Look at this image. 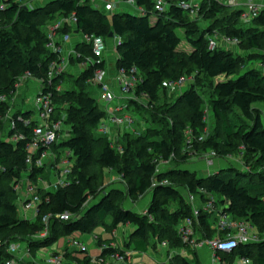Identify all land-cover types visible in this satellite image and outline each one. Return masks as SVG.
Here are the masks:
<instances>
[{
  "label": "trees",
  "instance_id": "obj_1",
  "mask_svg": "<svg viewBox=\"0 0 264 264\" xmlns=\"http://www.w3.org/2000/svg\"><path fill=\"white\" fill-rule=\"evenodd\" d=\"M135 1L147 16L120 12L111 17L98 10L93 0H52L37 9L26 7V0H0V97L7 99L5 103L0 102V244L3 245L0 264L12 259L6 248L13 242H26L29 251H41L54 241L69 239L75 234H93L97 228L113 233L127 227L126 249L139 254L149 251L150 239L158 246L168 245L169 249L186 247L178 229L193 214L189 195L198 203L202 202L201 207L214 198L218 208L227 205L223 215L264 233V110L261 108L264 107V71L245 66V58L232 49L209 50L210 40L221 35L237 39V48L244 47L249 59L254 55L264 60V13L246 26L241 22V11H233L213 0H203L198 19L192 20L176 5L177 0H166L172 5L171 9L164 16L156 17L152 24L155 0ZM71 15L78 21L79 34L104 38L113 34L122 39L117 49L116 69L127 75L135 70L133 75L137 79L131 98L127 100L125 114L132 106L138 107L137 99L147 100L148 111L152 113H156L160 100L163 101L162 118H155V123L137 135L125 133L121 144L98 134L99 124L108 120L109 115L85 89L95 72L104 69V64L84 70L77 78L75 89H61L58 93L57 88H62L65 83L64 76L49 79L50 66L58 62V57L46 50L48 40L41 17L44 21L57 22ZM9 23L13 24L12 31L8 30ZM22 31L26 33L22 34ZM184 43L189 51L185 50ZM79 50V63L83 64L92 52L87 46H81ZM26 73L40 80L46 92L53 93L56 106L53 119L66 117L73 130L68 140L53 146L59 155L67 151L72 154L73 183L69 188L57 191L38 189L42 203L34 222L20 218V198L15 191L29 172L27 144L35 127L32 113L15 115L16 129L10 133L23 134L26 141L13 144L2 140V134L7 130L5 118L10 101ZM188 77L194 87L201 83L210 85V109L216 124L214 134L207 135L203 141L199 140L201 136L195 138L188 145L189 149L213 152L223 159L239 154L246 164L254 160V169L243 170L229 165L199 177L198 173L176 166L157 173L155 161L159 158L169 161L174 157L177 144L183 141L186 131L192 129L197 135L206 130V108L193 89H184L178 95L163 88L166 81ZM219 78L225 80L214 83ZM184 109L190 113L187 120L179 117ZM235 113H238V119L231 120ZM27 121L31 124L26 125ZM114 145H121L122 152ZM189 154L182 156L183 163L189 160ZM101 169L117 173L125 190L102 195L100 189L105 174ZM29 173V180L34 184L40 179H49L43 169H33ZM148 194L151 200L143 212L117 203L119 199L138 201ZM63 214L71 215V221L64 225L53 224L51 237L47 240L35 239L44 230L45 216ZM201 214L195 228L206 232L214 215ZM100 241L101 254L96 260L84 250L81 251L82 258L66 261L63 256V264H107L108 259L125 255L120 248L113 247L115 240ZM68 251L67 248L64 255L69 258ZM216 257L221 264H233L236 259L243 258L251 260L252 264H264V241L241 245L233 254L218 253ZM169 264L189 263L182 257Z\"/></svg>",
  "mask_w": 264,
  "mask_h": 264
},
{
  "label": "built area",
  "instance_id": "obj_2",
  "mask_svg": "<svg viewBox=\"0 0 264 264\" xmlns=\"http://www.w3.org/2000/svg\"><path fill=\"white\" fill-rule=\"evenodd\" d=\"M176 5L182 9L184 12L188 13L192 20H196L200 13V0H189L181 1L177 0ZM218 4H223L233 11H241V22L250 26L254 20L259 18L264 13V0H213ZM94 6L102 11L104 14L113 16L117 13L116 5L109 0H93ZM123 4L128 7L129 12L138 16H147L145 10L137 6L135 0H123ZM26 7H29L25 4ZM172 5L166 0H155L154 5V17H162L169 12ZM77 19L75 15L65 17L56 22L51 31L46 32L47 46L46 50L48 53L56 55L58 57V62H53L50 66L49 79L53 80L64 76L71 70L70 62L73 61L79 65L81 68L80 72L86 70L87 68L94 67L96 65L104 64V69H99L95 72L92 80L89 81L90 84L96 85L101 89L100 102L106 104L103 109L108 115L109 119L101 122L98 126V134L108 136L113 142L115 138L113 137V131L109 127V122L112 127H117L119 129L131 130L134 126V120L125 114L127 110V100L131 97V91L135 88L137 84V79L135 77L136 71L134 70L131 75H127L124 71L120 70L118 72L120 85L118 86V91H116L110 80V62L108 60L109 52V42H112L113 47L118 55V47L122 44V39L120 37L114 36L112 39L104 38L96 35L89 34H79L77 30ZM81 46H87L91 49V56L83 63H79L81 58V52L79 48ZM239 46V41L237 39H230L228 37H222L221 40L211 39L209 43V50L216 51L217 49H232ZM115 63L118 61V56L114 60ZM117 70V69H116ZM33 82L38 86L37 92L28 101L29 106L26 109L21 110V112L32 113V121L35 125L33 130V136L28 141L27 144V160L26 165L28 171L31 172L33 169L46 170L49 174L48 180H39L38 184H34L29 180L30 173L28 172L25 177L22 178L19 184L15 187V191L19 195V216L21 219L29 221L30 218H36L39 206L42 203L40 196L38 195V189L45 191H57L59 189H66L73 183L74 174V163L72 161V154L70 152H65L59 155L54 152L53 146L59 143L61 140H68L73 133L71 125L67 123L66 117H61L58 120L53 119L55 107L53 102V93L51 91L46 92L44 87H42V82L34 78L30 73H26L20 80L16 87L17 93L24 88L26 84ZM188 81L186 78L180 79L178 81H166L163 83V88L168 90L171 94H178L184 90ZM61 87L57 88V92L61 91ZM15 97V96H14ZM10 101V109L5 118L9 119L10 122L7 126L6 133L2 134V140L10 141V143H18L21 141H26V137L23 134L15 133L11 135L10 133L16 129V123L14 116H10L11 105L14 101ZM124 98V102L120 103L118 100ZM0 102L5 103L7 99L5 97H0ZM20 121L22 118H19ZM26 125H30L31 121L25 122ZM208 134L201 136L200 141L206 139ZM118 152H122L120 146H115ZM173 158V157H172ZM169 161H162V164L158 165L157 173H161L164 169H169L165 164ZM217 159L215 153H211V156L204 160L207 167L214 165V160ZM157 162V161H156ZM164 184H168L165 182ZM188 202L192 206L193 214L190 218H187L180 225L178 232L186 245H193L195 234L194 228L197 224L201 213L213 214L219 217V222L216 228L217 235L214 238L206 239L201 243L198 248H208L212 252L213 263L218 262L217 254L226 253L233 254L239 249L241 245L255 244L264 241L263 237H260L258 233L253 231L254 229L251 225L245 223H238L232 217L223 215V211L226 209L227 205L222 207H217L215 205L214 198H210V201L205 203L202 207L198 205L197 199L189 195ZM72 216L69 214H63L58 216L47 215L43 218L44 230L39 233L35 239L38 241H44L51 237L53 224H66L70 222ZM254 232L252 234L251 232ZM166 245V244H164ZM74 247H80L78 242L74 243ZM116 247V245H113ZM22 247L19 244L11 243L7 246V254L12 256V259L4 261L2 264H21L22 259H20V252ZM3 252V245L0 244V256ZM128 256L117 255L115 258L118 260H125ZM63 259L60 257L52 258L46 264H63ZM251 260L247 258L240 259V264H251ZM234 264V263H233Z\"/></svg>",
  "mask_w": 264,
  "mask_h": 264
},
{
  "label": "rangeland",
  "instance_id": "obj_3",
  "mask_svg": "<svg viewBox=\"0 0 264 264\" xmlns=\"http://www.w3.org/2000/svg\"><path fill=\"white\" fill-rule=\"evenodd\" d=\"M52 0H26V4L33 9H37L41 6H47ZM110 2H113V4L116 5V11L117 13L122 12L121 10V4H122V0H109ZM123 6H125L123 4ZM128 8V7H127ZM130 10L128 9V13L131 14L129 12ZM41 21L44 22V25L42 27L44 32H49L52 30V28L54 27V25L56 24V22H52L49 19H45L44 21V17H41ZM201 26H203V22L199 21L198 22ZM9 28L8 30L12 31V23L8 24ZM12 27V28H10ZM25 34L26 32L22 31V34ZM223 36L219 35L217 37H214V40H221ZM184 46H187V44L184 43ZM232 50H234L235 52H238V54L242 55V57L245 58V61L243 62L245 66L247 67H253V68H260L261 70L264 71V60L262 59V57H258V56H254L252 55V57L249 59V56H247L248 52L244 49V47L241 48H232ZM257 54V53H256ZM70 66H71V70L70 72H68L67 74L64 75V85L62 87V90H71L72 88L75 89L76 86V81L78 78V71H79V65L73 61L70 62ZM111 74L115 73V70H111L110 71ZM187 79V78H186ZM38 80V79H37ZM225 80L224 78H219L216 79L214 81V83L220 82ZM39 81V80H38ZM188 84L186 87V90H191L193 89L197 95L202 99V106L206 108V118H205V124H206V130L203 134L198 133L197 135H195L194 131L192 129H189L188 131H186L184 133L183 136V141L180 144H177V151L174 155V157L172 158V160L165 164V166H168L169 168H175L177 167H181L182 169H186L187 171H191V172H195L198 173L199 177L204 176L203 172H206V170H213L214 168H218L217 166L221 165L222 167H226V166H238V168L243 169V170H247V169H253L255 168L254 165V160L250 161L249 163H245L244 159L241 157V155L236 154L233 157L227 158V159H223V158H219L217 156V159L214 160V164L216 163V165L211 166V167H207L205 165L204 160L207 159L208 157L211 156L210 152H203L201 150H192L189 149L188 145H191L192 142H194V139L200 136H205L206 134L208 135H212L215 132L216 129V124L214 121V117L212 114V111L210 109V100L212 99V89L210 87L209 84L207 83H201L200 86L194 87L192 80L190 79V77H188L187 79ZM191 88V89H190ZM38 86L36 84H34L33 82H29L28 84H26L24 86L23 89H21L18 94L15 95L14 97V101L13 104L11 105V113L10 116H14L15 114H17L18 112H21V110L26 109L27 106H29L28 101L30 100V98L33 97V95L37 92ZM85 89L87 91V94L89 95V97L94 98L97 100L98 105L100 108L104 109L106 107V104H103L100 102V95H101V89L96 86V85H92L90 83H88L85 86ZM179 95V94H178ZM176 96H173V98L175 99ZM173 98L171 99V102L173 101ZM136 103L138 105L137 108H133V106L129 109L128 114H126L127 116H129L130 118H133L134 120V126L131 130H126V129H119L117 127H112L111 123L109 122V127L111 128V130L113 131V137L115 138V143L121 144L124 141L122 140L123 136L125 133L127 132H131L132 134L137 135L138 133H141L143 129H145L147 126L155 123L154 119L156 118L157 120H159L160 118H162V113H163V108H161L163 101L160 100L159 102V106H158V110L156 111V113H152L151 111H148V101L145 99H137ZM264 110V107H261ZM190 113L187 111V109H184L182 114L179 115L180 118L185 117L186 120L189 119ZM239 117L238 113H235L231 116V120H237ZM10 120L6 119L5 120V124L6 126H8ZM116 133V134H115ZM60 142H64V140H61ZM121 147V145H119ZM187 152H189V160L185 163L182 162V156H184ZM157 161V165L162 164V159L159 158L156 160ZM155 161V163H156ZM103 171V169H101ZM100 170V171H101ZM216 170V169H215ZM105 174V179H104V183L103 186L100 189V192L103 194H107V193H113L114 190H120L123 191L125 190V185L122 181V179L120 177H117V173H113L111 171H103ZM207 176V174H206ZM181 192L183 194H185V190H181ZM151 199V195L148 194L145 198L140 199V200H117L118 204H123L125 205L127 208H132L135 210H139L141 212H143L144 210H146L149 201ZM202 202H199L198 205H200ZM176 207V206H175ZM222 207V206H220ZM214 221L215 225L217 228L218 222H219V217L214 215L210 218V221ZM195 234L193 236L194 239V243L193 245H187L186 249L183 248H170L168 247V245H164V244H160L159 245V253H161V256H163L159 262H164V260L168 263H170L173 259L175 258H182V256H180L178 254L179 249H184V252H186V256H193L194 254L197 255L198 257V262L195 261L191 262L190 264H211L213 260L212 256L211 259L206 261L207 256L203 255L202 256L204 258H202L201 255H199V253L201 251H204L205 248H198V246L201 245V243H203L206 239H211L214 238L217 233H216V229L212 230V231H207V232H202L201 228H194ZM255 232V229L253 230ZM251 233H254V232ZM258 235L260 237H263V233H259L257 232ZM126 235H124L125 238H127L128 234L127 231L125 233ZM98 236H102L101 238L103 240L108 238V233L104 234L103 228H97L93 234H88V235H81V236H77L76 239L71 238V239H65L62 238L59 240V242H52V244H50V247L46 248V249H42L41 251L46 252L48 255H51L52 258H55L56 256H61L60 258H63L64 256V260L68 261V260H74L76 259L75 257V253L76 251H87V253L89 252L90 255L95 256L96 251L101 250L100 248V244L97 246V240L96 238ZM124 238V240H125ZM78 242L80 244V247L75 248L74 247V243ZM149 254L150 257L153 258V260L158 259L157 256L159 255L157 253V249H158V244L156 243V241L150 239L149 241ZM69 249L68 253L71 255V257H65V251L66 249ZM87 249V250H86ZM98 249V250H97ZM167 249L170 251L167 254ZM176 249V251L174 250ZM71 252V253H70ZM73 252V253H72ZM176 252V253H175ZM199 252V253H198ZM88 253V255H89ZM177 254V255H176ZM212 254V253H211ZM46 256V255H45ZM44 256V260L42 261H50L51 257L50 256ZM159 255V257H161ZM34 257L37 258V254L36 252L34 253ZM39 258V257H38ZM200 258V259H199ZM94 259V258H93ZM96 260V259H95ZM209 261V263H208ZM158 262V263H159ZM240 262V261H239ZM238 260L235 262V264H239ZM45 263V262H44ZM32 264V263H31ZM96 264H100V262H97Z\"/></svg>",
  "mask_w": 264,
  "mask_h": 264
},
{
  "label": "crops",
  "instance_id": "obj_4",
  "mask_svg": "<svg viewBox=\"0 0 264 264\" xmlns=\"http://www.w3.org/2000/svg\"><path fill=\"white\" fill-rule=\"evenodd\" d=\"M203 0H200V2H202ZM122 6H121V10H122V12H126V13H128V8H127V6H123V0H122V4H121ZM156 17H154V16H152L151 17V22H152V24H155V22H156ZM185 50L186 51H189V47H187V46H185ZM118 55H117V52L115 51V49H114V47H113V44H112V42H109V52H108V55H107V57H108V60H109V62H110V71L111 70H115V73L114 74H111L110 73V76H111V78H112V80H110V83L112 84V86H113V88L116 90V91H118V86L120 85V80L118 79L119 78V76H118V72H117V70H116V63H115V59H116V57H117ZM72 69V68H71ZM81 71V68L79 67V71H78V77L79 76H81L82 74H83V72H80ZM84 71V70H83ZM187 87V86H186ZM186 87H184V89L186 90ZM118 102H119V104L120 103H123L124 102V98H120L119 100H118ZM101 110H103L102 108H101ZM114 131V130H113ZM116 134V133H115ZM216 165V163L214 164V166ZM218 168H214L213 170L211 169V170H206V172H203V175L204 176H206V174L207 175H209V174H211V173H213V172H215L216 170H220V169H222V166L221 165H219V166H217ZM216 169V170H215ZM151 200V199H150ZM149 203H150V201H149ZM148 206H149V204H148ZM147 206V207H148ZM135 211H137V210H135ZM145 211V210H144ZM138 212H141V211H139L138 210ZM35 219L36 218H30L29 219V221L30 222H34L35 221ZM209 223H210V228H208L207 229V231H212V230H214V229H216L215 227H216V225H215V222L214 221H209ZM103 231H104V234L105 233H108V238L107 239H105V240H103L101 237L102 236H98L97 238H96V240H97V246L99 245V242H101L100 240H102V241H107V240H115L112 244L113 245H116V247L117 248H120V250H122V251H124L125 253H127L128 254V256H127V259L126 260H123V261H121V260H118V259H115V258H110V259H108V261H107V264H169L168 262H166L165 260H164V262L162 261V262H159L160 261V259L163 257V256H161V253H159V246H158V249H157V253L161 256V257H159V255L157 256V258L158 259H156V260H153V258H151L150 257V254H149V251L147 252V253H145V254H139V253H136V252H134V251H132V250H127L126 249V241H127V238H128V236H127V238H125L124 237V235H126L125 233H126V231H127V234H128V231H129V229L127 228V227H124V228H119L118 230H116V231H114L113 233L111 232V233H109L108 231H105L104 229H103ZM206 231V232H207ZM256 231V230H255ZM203 232V231H202ZM257 232V231H256ZM217 233V232H216ZM252 234H254V233H252ZM81 236L80 234H75V235H73V237H71V238H74V239H76V237L77 236ZM100 237V238H99ZM71 238H69V239H71ZM124 238H125V240H124ZM68 239V238H67ZM59 242V241H58ZM14 244H19L21 247H22V251L20 252V254H19V256H20V259L21 258H23L22 260V263L21 264H46L47 262L46 261H42V260H44L45 258H44V256L46 255V256H50L51 257V259H52V256L51 255H48L46 252H42V251H33V250H30L29 251V247H28V244L26 243V242H22V243H16V242H13ZM184 249H186V247L184 248ZM184 249H179V250H177L178 251V254L180 255V256H182L183 258H186L187 259V261H188V263L190 264L191 262H194L195 263V261H199L198 260V257H197V255L196 254H194L192 257L191 256H186V252H184ZM87 250V249H86ZM98 250V249H97ZM174 250V249H173ZM174 251H176V249L174 250ZM36 252V254H37V258H35L34 257V253ZM87 252V251H86ZM170 251L167 249V254L169 253ZM71 253V252H70ZM73 253V252H72ZM75 253H77V254H75V256H73V257H75V258H82L84 255H83V252H81V251H76ZM89 253V252H88ZM87 253V254H88ZM176 253V252H175ZM199 253V252H198ZM212 252L208 249V248H205L204 249V251H201L200 253H199V255H201L202 256V254L203 255H206L207 256V258H206V261L205 262H207V260H209V259H211V256H212V254H211ZM100 254H101V250H98V251H96V254H95V256H93V255H90V253H89V256H91L92 258H94V259H96L98 256H100ZM177 255V254H176ZM45 256V257H46ZM39 257V258H38ZM164 258V257H163ZM202 258H204L203 256H202ZM200 259V258H199ZM212 260V259H211ZM238 260V262L240 261V259H236L235 261H234V264H235V262ZM210 261V260H209ZM209 261H208V263H209ZM45 262V263H44ZM159 262V263H158ZM211 264H221L220 263V261L218 260V262H215V263H213V261H212V263ZM239 264H240V262H239ZM252 264V263H251Z\"/></svg>",
  "mask_w": 264,
  "mask_h": 264
},
{
  "label": "water",
  "instance_id": "obj_5",
  "mask_svg": "<svg viewBox=\"0 0 264 264\" xmlns=\"http://www.w3.org/2000/svg\"><path fill=\"white\" fill-rule=\"evenodd\" d=\"M113 37H114V35H113V34H111V35L109 36V38H110V39H112Z\"/></svg>",
  "mask_w": 264,
  "mask_h": 264
}]
</instances>
